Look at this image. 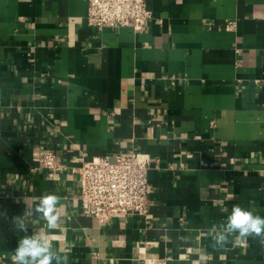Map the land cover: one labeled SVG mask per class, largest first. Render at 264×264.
Wrapping results in <instances>:
<instances>
[{
    "label": "crops",
    "instance_id": "0c3cea01",
    "mask_svg": "<svg viewBox=\"0 0 264 264\" xmlns=\"http://www.w3.org/2000/svg\"><path fill=\"white\" fill-rule=\"evenodd\" d=\"M138 30L86 24V0H0V264L46 233L70 264H264V245L213 226L264 217V0H146ZM52 150L59 170L40 167ZM147 153L148 210L84 215L74 172ZM46 192L61 222L26 215Z\"/></svg>",
    "mask_w": 264,
    "mask_h": 264
},
{
    "label": "built area",
    "instance_id": "2783aa9c",
    "mask_svg": "<svg viewBox=\"0 0 264 264\" xmlns=\"http://www.w3.org/2000/svg\"><path fill=\"white\" fill-rule=\"evenodd\" d=\"M152 19L146 0H86L85 21L91 27L127 26L138 30ZM38 165L59 170L52 150L39 151ZM147 153L129 151L83 160L74 172L80 183L79 199L84 215L104 222L117 215L143 216L148 210Z\"/></svg>",
    "mask_w": 264,
    "mask_h": 264
},
{
    "label": "clouds",
    "instance_id": "9594fccd",
    "mask_svg": "<svg viewBox=\"0 0 264 264\" xmlns=\"http://www.w3.org/2000/svg\"><path fill=\"white\" fill-rule=\"evenodd\" d=\"M35 207L28 209L26 215L46 221L49 230L56 229L61 222L59 209L63 208L62 197L56 193L46 192L39 198ZM23 215L12 218L16 229L25 235L18 240L12 255L13 264H70L68 254H61L54 249L46 233L27 235L28 223ZM213 247H224L229 237L236 240L251 238L264 245V217L250 209L234 205L225 222L213 226Z\"/></svg>",
    "mask_w": 264,
    "mask_h": 264
}]
</instances>
